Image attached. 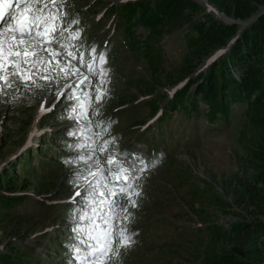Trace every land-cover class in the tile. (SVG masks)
<instances>
[{
  "label": "rangeland",
  "instance_id": "obj_1",
  "mask_svg": "<svg viewBox=\"0 0 264 264\" xmlns=\"http://www.w3.org/2000/svg\"><path fill=\"white\" fill-rule=\"evenodd\" d=\"M161 2L69 0L70 14L79 19L81 50L105 29L116 34L106 56L108 96L102 115L91 117L101 126L111 122L103 137L109 153L123 157L140 135L170 157L149 165L136 181L142 197L129 225L135 243L122 264H226V254L241 264H264V127L251 123L256 111L246 116L245 92L230 94L211 85L204 92L208 70L264 14V0H243L239 8L248 11L242 19L227 16L214 0H184L181 14L169 17ZM205 15L236 27L230 35L218 32L223 41L206 44L202 53L192 30L210 25ZM226 64L239 78L240 70ZM65 83L71 81L33 93L15 88L0 93V264L70 259L73 210L83 207V190L70 199L76 189L68 183L71 169L64 161L77 151L66 145L85 142L91 132L67 135L75 125L67 116L73 102L65 97L51 112L39 108L43 101L51 106L61 89L67 93ZM255 98L250 95V101ZM259 110L264 114V107ZM95 156L102 163L106 158L98 151Z\"/></svg>",
  "mask_w": 264,
  "mask_h": 264
},
{
  "label": "snow or ice",
  "instance_id": "obj_2",
  "mask_svg": "<svg viewBox=\"0 0 264 264\" xmlns=\"http://www.w3.org/2000/svg\"><path fill=\"white\" fill-rule=\"evenodd\" d=\"M68 8L69 0H0V93L12 88L33 93L71 81L63 85L69 91L61 89L51 106L40 105V112H51L65 97L73 102L67 116L75 125L67 135L83 138L91 132L85 142L66 145L77 151L74 159L64 161L71 169L68 183L76 189L70 199L81 197L83 190V207L73 210L75 242L67 245L68 264H122L135 243L129 225L131 209L139 207L142 197L136 173L144 171L143 162L135 154H121L126 159L110 154V142L103 137L111 122L101 126L91 119L102 115L108 96L107 58L95 47L81 50L79 19ZM97 151L106 156L103 163Z\"/></svg>",
  "mask_w": 264,
  "mask_h": 264
},
{
  "label": "trees",
  "instance_id": "obj_3",
  "mask_svg": "<svg viewBox=\"0 0 264 264\" xmlns=\"http://www.w3.org/2000/svg\"><path fill=\"white\" fill-rule=\"evenodd\" d=\"M161 4L166 5L169 17L178 16L181 14V8L183 4H187L184 0H161ZM219 2L225 9V14L232 18H245L247 16V11L241 8L243 5V0H214ZM193 8L197 7L194 2H188ZM242 4V5H241ZM239 5L240 8H239ZM181 10V11H180ZM206 18L210 20V25L204 27L205 25L196 24L194 31L192 30V36H197L198 39L194 43L201 47H205L208 43L216 44V42L223 41L221 37L218 36V32L224 35H230L234 32L235 25L223 24L217 20H213L212 17ZM208 47L204 48V50ZM232 63L234 69L240 70V77L236 78L230 74L228 70L227 62ZM230 66V65H229ZM215 80V82H214ZM207 87L204 92L211 85L212 88L218 89L220 91H225L226 93H232L237 95H244L249 98V108L247 110L246 116H251V111H256L253 114L251 123L258 126L264 127V114L260 112V107H264V14L256 19V21L251 22V24L242 30L240 37L237 38L236 43L232 47L231 51L223 57V59L216 64H214L209 70L207 75ZM255 94L256 98L250 101V95ZM222 95V93H221ZM223 97H226L223 94ZM3 203V202H0ZM208 232V230H206ZM217 236H220L219 234ZM238 250V249H237ZM242 254L241 251H237ZM226 264H241L240 262L228 260V255ZM4 264H9V260H2Z\"/></svg>",
  "mask_w": 264,
  "mask_h": 264
},
{
  "label": "bare ground",
  "instance_id": "obj_4",
  "mask_svg": "<svg viewBox=\"0 0 264 264\" xmlns=\"http://www.w3.org/2000/svg\"><path fill=\"white\" fill-rule=\"evenodd\" d=\"M42 103H44V101H43V102H41V104H42ZM41 104H39V108H40V105H41ZM39 114H40V113H39Z\"/></svg>",
  "mask_w": 264,
  "mask_h": 264
}]
</instances>
